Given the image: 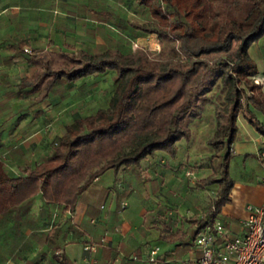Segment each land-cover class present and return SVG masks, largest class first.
I'll use <instances>...</instances> for the list:
<instances>
[{"label":"crops","instance_id":"1","mask_svg":"<svg viewBox=\"0 0 264 264\" xmlns=\"http://www.w3.org/2000/svg\"><path fill=\"white\" fill-rule=\"evenodd\" d=\"M131 3L129 0H0V149L7 148L9 152V169L17 172L12 176L34 169L47 158L50 154L46 144L55 136H62L73 120L107 108L99 107V101L95 100L91 80L94 76L67 81L55 79L54 73L77 69L79 65L72 60H83L82 57L98 52L112 49L123 54L133 52L120 50L121 38L114 34L123 36L127 30L124 23L135 17ZM255 77L262 81L264 92V76ZM253 113L261 124L257 118L260 114ZM247 118L242 112L237 125L239 121L247 129L246 125L250 124ZM247 130L253 151L249 154L259 161L257 154L264 148V137L258 130ZM31 137L33 143L27 144ZM236 138L232 156L245 155L246 162L247 146H238L236 151ZM181 144L177 143L173 158L158 151L142 160L138 167L121 168L117 173L106 170L82 189L73 212L45 205L40 195L34 197L28 210L11 211L9 242L0 240V247L9 245L6 251L9 261L4 264H89L92 256L97 258V264H145L148 251L154 246L160 248V255L175 261L199 259L201 254L190 238L196 225L190 221H206L218 184L198 188L193 197L182 195L184 188L188 191L185 183L189 181L184 174L199 182L212 173V168L192 163L190 158L182 159ZM31 146L40 151L34 165H29L26 159ZM229 168L230 161L228 171ZM260 169L261 177L251 170L242 179H233L231 202L217 216L231 235L243 233L241 223L248 215L249 204H264L261 185L264 169ZM180 198V205L190 201L185 212L180 210V205L175 206ZM203 208H208L204 215ZM194 214L201 218H188ZM102 238L105 242L98 245L94 254L83 251L85 243H100Z\"/></svg>","mask_w":264,"mask_h":264},{"label":"trees","instance_id":"2","mask_svg":"<svg viewBox=\"0 0 264 264\" xmlns=\"http://www.w3.org/2000/svg\"><path fill=\"white\" fill-rule=\"evenodd\" d=\"M136 1L156 21L155 28H138L155 32L164 57H150L142 48L126 54L112 49L72 60L77 69L53 72L55 79L74 81L114 71L116 86L107 108L67 125L34 169L12 176L0 157V219L28 210L37 195L45 205L73 212L82 189L106 170L138 167L158 151L175 157L177 143L191 140L190 125L217 83L226 88L228 103L214 111L212 173L198 183L218 184V192L206 221H190L196 225L190 238L231 202L228 167L242 112L264 137L253 113L264 115V92L248 57L264 35V0Z\"/></svg>","mask_w":264,"mask_h":264},{"label":"rangeland","instance_id":"3","mask_svg":"<svg viewBox=\"0 0 264 264\" xmlns=\"http://www.w3.org/2000/svg\"><path fill=\"white\" fill-rule=\"evenodd\" d=\"M132 3V7L134 8L135 11V17H131V22L127 21V23H124V28L126 26V32L123 33V36H120L118 33L116 34L120 41V50L126 51V50H136L137 48H142L146 53L150 55V57H164V54H161V47L159 45V40L157 35L154 33H146L140 30V27L143 28H155L156 27V21L154 18L151 17V15L148 13L147 10L140 8L135 0H129ZM127 41V42H126ZM90 46H93L92 42H89ZM121 44H123L121 46ZM248 57L249 59L255 64V67L257 69V75L260 79L264 76V35L263 37L258 40L257 42H253V44L249 47L248 49ZM114 73V72H113ZM113 73L111 72H106L102 75H94L95 79H91L92 82L94 83L93 87V92L95 96V100L99 101V107H107V101L108 98L112 95L114 88L116 86L115 81H114V76ZM256 78V77H255ZM254 78V79H255ZM257 79V78H256ZM259 80V79H258ZM260 81V80H259ZM261 84V81L259 82ZM226 88L221 84L217 83L215 87H213L212 91L208 94V103L205 105L204 110L202 115L200 116L199 119L193 121L190 125V129L192 132V138L191 140L188 141H182V144L179 146L180 149V155L182 159H189L190 161L192 160V163H198V165H211L210 158L212 155H214L215 150L211 148L208 145V140L212 137L215 127H216V120H215V110L217 108H226L227 106V101H226ZM92 103V102H91ZM257 118L259 121H261V124L263 125L264 129V116L263 115H258ZM244 123L248 124L245 120ZM247 129L250 131L256 130L255 127L253 128L251 124L246 125ZM238 134L236 138V143L235 148L236 151L238 146H247L246 153H253L252 151V140L247 137V134L249 131L244 128L243 124L238 121ZM254 134V133H253ZM62 135V134H61ZM32 136V135H31ZM59 136H55L53 141L51 143L46 144V149H47V154H50L49 152L52 151L54 147V141L57 139ZM33 138L31 137L29 141H27V144H32L33 143ZM191 145V146H190ZM193 153V157L191 156L192 153H189V150ZM39 150H34V148L31 146L30 149H28L26 153V159L29 165H34L36 161H38L39 157ZM261 150L258 152L259 156V161L258 159L254 158L249 154L247 156V161L245 162L244 159L246 158L245 155L241 156L237 154V156H232V159L230 160V168H229V176L231 179L239 180L242 179L244 175H249L251 173V170H253L256 173V177H261V173H263V170L260 168L264 169V164L262 162V156H261ZM189 153V156L186 155ZM0 157L4 161L3 163L5 164V168L8 173L15 175L17 172H11L9 169V152L7 151V148L0 149ZM258 162H260L258 166ZM246 171V172H245ZM253 172V173H254ZM185 178H188V182L186 184V188L188 191L183 190L182 195L187 194L190 197L195 196L196 190L198 188L202 187L199 185L198 179H192V175L186 176L184 174ZM264 177V176H263ZM262 177V178H263ZM261 178V179H262ZM190 184H193L190 186ZM261 185L264 186L262 183ZM174 198H177L174 196ZM188 198L187 200H189ZM182 201V198L179 199L178 205L175 204V206L180 205V202ZM190 201L186 205H180V210L182 212L187 211L186 209L189 207ZM248 206H254L249 204ZM201 211L202 215L206 214L208 211V208H203ZM190 214V213H189ZM191 215V214H190ZM189 216V215H188ZM189 219H194V218H201L199 215L194 214L193 216H189ZM186 218V219H188ZM187 221V220H186ZM9 214L5 215L3 219H0V240H3L5 242H9ZM0 251H3L2 253L0 252V264L7 263L9 261V252H6L9 249V245L6 247H0ZM5 251V252H4Z\"/></svg>","mask_w":264,"mask_h":264},{"label":"built area","instance_id":"4","mask_svg":"<svg viewBox=\"0 0 264 264\" xmlns=\"http://www.w3.org/2000/svg\"><path fill=\"white\" fill-rule=\"evenodd\" d=\"M254 81L260 82L256 78ZM261 156H264L263 152ZM261 181L264 184V177ZM125 206L123 203L122 208ZM247 212L241 223L243 233L239 235H231L217 217L200 228L193 238V246L201 254L199 259L175 261L160 255V248L154 246L148 251L145 264H264V204L247 206ZM104 242L103 238L100 243L89 241L83 246V251L92 255ZM89 258V264H97L95 256Z\"/></svg>","mask_w":264,"mask_h":264}]
</instances>
